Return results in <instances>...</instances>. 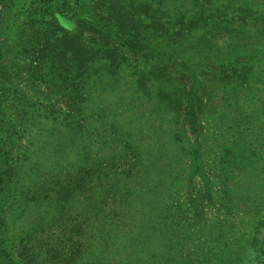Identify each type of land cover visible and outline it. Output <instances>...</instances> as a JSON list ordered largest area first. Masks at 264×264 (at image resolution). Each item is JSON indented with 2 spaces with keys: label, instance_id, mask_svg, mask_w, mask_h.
<instances>
[{
  "label": "trees",
  "instance_id": "1",
  "mask_svg": "<svg viewBox=\"0 0 264 264\" xmlns=\"http://www.w3.org/2000/svg\"><path fill=\"white\" fill-rule=\"evenodd\" d=\"M156 1L164 16L176 14L175 21L160 22L151 4L133 5L138 18L132 28L142 33L128 35V44L141 54V62L128 69L129 88L143 94L133 100L157 114L160 136L166 132L154 157L150 147L156 139L116 116L117 102L101 103L103 93L128 81L121 82L123 52L108 33H100L95 14L70 16L64 13L69 0H62L57 20L36 31L22 62L8 70L0 50V264H83L87 244L81 229L87 221H66L70 212L103 216L109 254L134 255L152 242L176 250L169 253L170 264H234L251 248L256 263L264 264V244L257 237L263 219L243 239L226 218L213 219L204 229L202 214L205 196L209 203L213 199L212 185L227 212H246L251 205L253 212L264 210V12L259 27L252 28L247 26L252 11L229 16L233 10L223 0L217 8L213 0ZM149 13L151 23L143 19ZM23 32L29 34L28 27ZM210 80L221 82L214 112L208 104L214 91ZM24 134L29 139L23 154L14 155V138ZM111 134L117 151L95 153L93 146L114 147ZM116 160L127 167L118 171ZM193 176L201 179L202 190L192 192ZM145 203L150 207L145 225L127 222ZM96 223L90 224L93 229ZM198 223L200 239L187 248ZM213 228L216 239L223 238L218 248L211 244ZM133 241L135 250L125 244Z\"/></svg>",
  "mask_w": 264,
  "mask_h": 264
},
{
  "label": "rangeland",
  "instance_id": "2",
  "mask_svg": "<svg viewBox=\"0 0 264 264\" xmlns=\"http://www.w3.org/2000/svg\"><path fill=\"white\" fill-rule=\"evenodd\" d=\"M61 1L62 0H48L43 3L37 2V0H0V50L3 58V65L5 64L8 70L13 69V66H15L14 64L22 62L25 57L23 55L24 48L28 45L29 42H34L38 38V32L36 31H41L43 28H45L46 25L50 26V21L54 19L57 20V17L54 15V13L60 10L59 5ZM158 2L159 1L156 0H79L78 5H74V0H69V3L64 8V13L69 14L70 16H73L75 11H77L76 15H89V13L92 15L95 14L94 19L100 26V33H108L110 38L115 40V43L118 48L122 50V66L125 68V70L123 72L124 77L121 78V82L123 83L125 81H128V84L120 86V89L117 88L116 90L113 89L112 91L107 92L106 94L103 93L105 97L101 101V103L109 101L117 102L118 108L115 111L116 116L124 118V122L132 121L136 127H138L139 125V127H141L146 132L145 135L156 139L153 140L155 145H152L150 147V154H153V157L158 154V149L161 150L160 143L164 140L166 132L164 134V131L162 130L164 137L160 136L157 125L159 117H155L157 116V114L153 111H150L149 106L143 101L133 100L134 97L142 96L143 94L140 91H135L134 89L129 88V82L132 79V74L128 71V69H131L130 67H132V65H134L135 63L141 62V54L140 48L138 46H130L128 44V40L132 39L128 35L130 33H135L137 36H141L142 33L139 29L132 28V26H134L135 19L138 18L137 14H135L136 16L132 15L134 8H136L133 5H137V8L140 9L141 7L142 9L144 4H151V7L153 8L152 11H154V13L158 15L157 17H159L158 19L160 22L170 23L169 19H175V13L171 12L169 17H166L164 16L163 10L162 12L158 11L161 8L160 6H158ZM129 4L132 5V9H129ZM218 4L219 2L217 0H213V4H211V6L217 8ZM222 5L225 6L228 10H233L229 14V16H231L232 14L238 16L237 10L239 9H247L249 10L248 12L252 11L250 13L251 16L247 17V26H251L252 28L259 27L261 23L260 19H262L260 14L264 12V0H223ZM35 6L36 11H30L31 8ZM171 7L172 3L166 5V8L169 9V11ZM114 10H117L119 13L113 12ZM247 10H241L242 15H245V13H247ZM29 11L33 12L31 17L27 15ZM124 16H129V19L124 20ZM130 17H134V19ZM30 19L33 20L30 22ZM143 19L145 21L149 19L148 23H151L153 21L150 13L148 17H145ZM23 27H28L29 34H25L23 32ZM244 40L248 41V37ZM231 44L236 45V38L232 39ZM209 84L210 87L214 89V91L212 92V99L211 101H209L208 104H211V110L214 112L217 109L216 105L218 104V102H221V82L210 80ZM200 93L204 92L200 91ZM106 95L108 98L106 97ZM64 105L62 104L61 107L63 108ZM14 107L15 103L13 104V108L11 107L9 109L11 111H14ZM85 111L87 112V115L85 114V116H88L89 114L87 108ZM150 114L154 115V119ZM90 119L92 118L89 116V120ZM162 124H167V119L162 121ZM46 133L48 132L46 131ZM115 136V134H111L108 140L112 141L113 146L118 142L116 141ZM28 139V135L25 134L24 136L14 138V142L12 144L14 155L20 156L23 154L24 147ZM37 143L38 142L33 139L32 145H36ZM117 149L118 148L115 146L112 148H110V146H107V148H101V150L97 146L92 147V150L97 154H105L107 153V151H117ZM166 162H168L167 158ZM116 163L118 171L120 169L124 170L125 167H127L126 164L122 165L118 163L117 160ZM236 175V179H241L240 172L236 173ZM110 176L113 179L116 177L113 175ZM181 176L182 177L180 179L184 183L186 190L187 182L189 180L187 177V172L184 171ZM109 181L111 184L114 183L110 178ZM192 187V192L200 188L201 190L203 189L202 181L201 179H199V177L193 176ZM212 190L214 196L210 203L207 200L208 197L205 196V201L207 202L204 208V212L202 213L204 214L205 219L204 229H207V227H209V223L213 219L219 220L221 218H226L234 223L233 228L235 230H232V232H234L235 235L240 236L243 239H245L248 235H252L258 221L261 219L264 220V210L261 209L262 206L258 207L259 210H257V212H253V209H251L253 205H251L246 212L245 210H238L236 212L233 211L234 213L227 212L224 206L222 204H219V201L215 199V192H219L217 185H212ZM183 191L184 190H182V192ZM185 193L186 192H184V194H181L182 200H185ZM86 200L88 201L89 199ZM131 203L137 208V204L135 203L134 199L131 200ZM107 205H109V203H107ZM83 208H86V206H83ZM149 209V205L145 203L144 210H140V208H138L136 212H132L133 216H130V218L126 221H134L135 225H140L142 227V225H145L144 220L146 219V214L148 215ZM99 213H101V211H99ZM69 214L70 217H67L66 221L73 222L75 220L81 219H86L87 221V225L83 224L81 229V234L83 235L87 244L86 247H84L85 249L82 251L80 256V261H82L83 264H116L124 263L125 261V263L127 264H139L138 261H141V263L150 262V264H170V261H173L169 257L170 251L171 255L177 254L176 250L171 246L152 242L147 243L142 247L140 246L141 248L139 247L135 251L134 255L130 254L127 250L120 253L122 251L121 245H117V248H119L120 246V254L115 253L116 251L113 253L114 255L109 254L108 252H106V249H108V247L110 246L111 241L110 239H108L105 243L103 239L104 236L108 234L104 227V220H102L103 216L101 214H99V216H96L94 212L85 215H77L76 212H70ZM116 217L114 218V220H116ZM93 221L97 222L95 224L96 229H93V225H90ZM157 221H160V219L158 218ZM199 224L200 223L195 224L194 227L192 225L191 229H193L194 232L193 234H191V239L186 242L187 248L193 249L194 242L200 239L199 237L201 229L199 230L198 228ZM223 224L227 225V223L225 222H223ZM211 231H213V237L211 239V244L213 248H218L219 246H222L224 244L222 242L223 238L222 240L221 238L219 240L216 239V231L218 230L213 228V230ZM35 235L37 236V234ZM74 235L77 234L75 233ZM257 237L259 243L264 244V225L260 227L257 233ZM160 241L164 242L167 240ZM125 244L127 245V247L132 249H134L135 247L134 241ZM245 251L247 252L242 254V256L244 255V257H241L242 264H257L256 262L258 260L256 261L253 254L254 250H252L251 248H246ZM229 253L233 252L229 251ZM220 254L221 252H219L217 256L219 257ZM116 256L118 257L117 261ZM241 262L239 261L234 264H241ZM37 263L38 262H36V264Z\"/></svg>",
  "mask_w": 264,
  "mask_h": 264
}]
</instances>
